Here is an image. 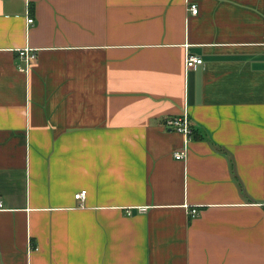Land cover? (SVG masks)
Instances as JSON below:
<instances>
[{"label": "crops", "instance_id": "0c3cea01", "mask_svg": "<svg viewBox=\"0 0 264 264\" xmlns=\"http://www.w3.org/2000/svg\"><path fill=\"white\" fill-rule=\"evenodd\" d=\"M0 199V264H264V0H0Z\"/></svg>", "mask_w": 264, "mask_h": 264}, {"label": "built area", "instance_id": "2783aa9c", "mask_svg": "<svg viewBox=\"0 0 264 264\" xmlns=\"http://www.w3.org/2000/svg\"><path fill=\"white\" fill-rule=\"evenodd\" d=\"M189 9L191 10V12L193 14H197L199 12V8H198L197 4H191ZM28 22L33 23L34 19L29 18ZM19 55L25 61L26 69H28L30 64L33 63L37 59L36 50L32 49L30 47H25L23 49H20ZM201 64H203V59L201 57L190 55V54L187 56V60H186L187 70L194 69L198 65H201ZM165 125L167 128H170L172 130L183 133L186 136L187 141L191 138V135L193 133L192 126L190 123V119H189L187 114H185L183 116L168 118L165 122ZM186 153H187V148H185L182 151H176L174 153V156L177 159H183L186 157ZM85 195H86V191L84 190V191L77 193L75 195V197L77 199H83L85 197ZM2 206H3V202L0 199V207H2ZM197 213H198L197 208H193L191 210V214L193 216L196 215Z\"/></svg>", "mask_w": 264, "mask_h": 264}]
</instances>
